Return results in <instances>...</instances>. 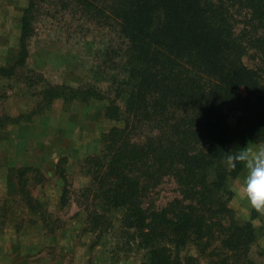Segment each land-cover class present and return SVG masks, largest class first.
Segmentation results:
<instances>
[{
    "label": "trees",
    "instance_id": "trees-1",
    "mask_svg": "<svg viewBox=\"0 0 264 264\" xmlns=\"http://www.w3.org/2000/svg\"><path fill=\"white\" fill-rule=\"evenodd\" d=\"M61 2L106 17L122 43L120 74L126 77H118L115 89L124 91L128 111L110 102L111 117L125 125L113 128L100 153L87 159L91 178L83 191L91 222L105 227L116 215L143 252L141 264H183L191 244L212 256L224 253L223 264L230 258L253 264L248 253L256 229L230 206L231 181L243 166L229 168L225 157L254 137L264 141V0ZM56 3L29 0L19 55L12 66H0V77L25 64L38 11L55 10ZM236 6L246 10L243 22L255 30L252 39L245 37L246 28L235 31ZM250 48L260 55L253 66L244 61ZM50 87L43 92L47 103L60 95L104 98L93 86ZM230 113L238 114L234 124ZM167 177L175 179L180 196L151 207L147 196ZM27 199L32 206V195Z\"/></svg>",
    "mask_w": 264,
    "mask_h": 264
},
{
    "label": "rangeland",
    "instance_id": "rangeland-1",
    "mask_svg": "<svg viewBox=\"0 0 264 264\" xmlns=\"http://www.w3.org/2000/svg\"><path fill=\"white\" fill-rule=\"evenodd\" d=\"M28 2L0 0V55L12 63L20 52L22 15ZM62 5L57 0L55 10L46 6L38 11L25 64L16 67L13 75L0 77V123H3L0 128L38 122L39 135L45 129L46 139H52L46 141L45 147L31 150L29 162L18 169L16 182H22L20 190L24 199L27 195L34 199L19 218L18 229L27 232L34 228V234L25 245L23 232L21 243L17 241L13 247L22 253L19 258L27 257L34 262L46 258L43 264H141L143 252L137 249L116 215L109 217L105 227L91 222L83 191L91 178L88 157L100 153L113 128L125 125L124 119L111 117L114 111L109 109L114 100L122 113L128 111L124 91L119 95L115 89L118 77H126L125 73L120 74L121 38L106 17L93 18L78 7ZM231 9L236 33L246 28L245 37L252 39L255 30L243 22L246 10L237 6ZM259 56L250 48L244 61L253 66ZM51 84L93 86L102 91L104 98L83 100L60 95L47 103L43 92L51 89ZM240 93L247 95L245 86L240 88ZM237 115L229 114L231 124ZM8 116L15 120H9ZM34 140L35 136H31V145ZM256 142L264 143L255 137L249 143ZM244 174L242 167L231 181L230 206L239 220L248 221L256 229L257 240L248 257L253 264H264V213L257 212L243 196L240 186ZM178 196L175 179L167 177L151 190L146 201L151 207H163ZM16 199L11 197V201L0 205V233L18 203ZM53 232L58 238L55 246H39L35 242V238ZM28 249L31 252L26 254ZM182 254L183 264H223L226 260L224 253L212 256L192 244ZM232 260L228 259V263L233 264Z\"/></svg>",
    "mask_w": 264,
    "mask_h": 264
},
{
    "label": "crops",
    "instance_id": "crops-1",
    "mask_svg": "<svg viewBox=\"0 0 264 264\" xmlns=\"http://www.w3.org/2000/svg\"><path fill=\"white\" fill-rule=\"evenodd\" d=\"M14 63L15 61L12 63L7 57L2 58V55H0L1 67H10ZM38 128V122L12 124L0 128V205L7 200L11 201V197H17L16 200H18L17 205L12 209L3 225L4 231L0 233V264H43L46 261V258H43L41 262H34L27 257L19 258L22 253L16 252L13 247L17 241L21 243V239L24 237L23 232H25L26 237L25 245L29 244V238L34 234V228L27 232L19 231L18 229L19 218H21L29 202L27 198L26 200L24 199L20 190V182L17 184L16 179L21 164L29 162L28 156L31 150L34 151V149L45 147L46 141H52V139H46L45 129H42V133L39 135ZM31 136H35L32 145L30 143ZM56 236L57 233L54 232L43 234L42 237L35 238V242L39 246H55V240L58 239ZM26 252V254H29L31 250L28 249Z\"/></svg>",
    "mask_w": 264,
    "mask_h": 264
},
{
    "label": "clouds",
    "instance_id": "clouds-1",
    "mask_svg": "<svg viewBox=\"0 0 264 264\" xmlns=\"http://www.w3.org/2000/svg\"><path fill=\"white\" fill-rule=\"evenodd\" d=\"M227 152V166L236 168L239 163L245 170L240 186L243 196L257 212L264 213V143H248Z\"/></svg>",
    "mask_w": 264,
    "mask_h": 264
}]
</instances>
